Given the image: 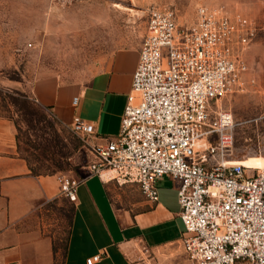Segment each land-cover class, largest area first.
Segmentation results:
<instances>
[{"label":"built area","instance_id":"2783aa9c","mask_svg":"<svg viewBox=\"0 0 264 264\" xmlns=\"http://www.w3.org/2000/svg\"><path fill=\"white\" fill-rule=\"evenodd\" d=\"M254 36L247 19L220 10L201 6L183 25L172 9L150 7L119 132L89 144L90 175L137 184L149 202L158 201L163 177L177 182L179 241L193 264H264V164L254 170L225 161L234 122L214 109L240 87L247 70L240 57ZM70 129L98 139L79 117ZM78 184L59 178L60 195L75 202Z\"/></svg>","mask_w":264,"mask_h":264},{"label":"rangeland","instance_id":"374dc122","mask_svg":"<svg viewBox=\"0 0 264 264\" xmlns=\"http://www.w3.org/2000/svg\"><path fill=\"white\" fill-rule=\"evenodd\" d=\"M201 6L241 16L254 28L255 36L240 57L247 67L241 85L214 109L231 114L234 122L225 161L259 169L264 162V0H77L64 7L50 0H0V117L15 126L17 154L40 176H55L58 186L59 178L81 179L93 160V141L42 108L32 96L33 85L84 83L106 69L118 52L138 50L150 7L170 8L180 24L190 25ZM135 58V52H125L123 74ZM71 212L59 193L39 213L41 228L59 252Z\"/></svg>","mask_w":264,"mask_h":264},{"label":"crops","instance_id":"0c3cea01","mask_svg":"<svg viewBox=\"0 0 264 264\" xmlns=\"http://www.w3.org/2000/svg\"><path fill=\"white\" fill-rule=\"evenodd\" d=\"M140 49V48H139ZM132 68L123 74L126 51L115 54L110 65L84 83L36 82L34 100L61 124L71 127L74 117L91 123L99 142L118 134ZM78 98L76 106L73 98ZM114 135V136H105ZM71 206L67 238L61 252L41 228L39 213L59 194L55 176H32L17 154L16 129L0 117V264H193L179 241L177 182L163 177L157 183L158 201L149 202L134 183L100 179L85 171Z\"/></svg>","mask_w":264,"mask_h":264},{"label":"trees","instance_id":"16d2710c","mask_svg":"<svg viewBox=\"0 0 264 264\" xmlns=\"http://www.w3.org/2000/svg\"><path fill=\"white\" fill-rule=\"evenodd\" d=\"M26 163H27V166L31 172V175L32 176H40L41 174L39 172H37V170L30 164L29 160H27L26 158H23Z\"/></svg>","mask_w":264,"mask_h":264},{"label":"bare ground","instance_id":"6f19581e","mask_svg":"<svg viewBox=\"0 0 264 264\" xmlns=\"http://www.w3.org/2000/svg\"><path fill=\"white\" fill-rule=\"evenodd\" d=\"M124 10H126V11H128V12H133V10H131V9H127V8H125ZM229 162V164H240V165H243V163H241V162H234L233 160H230V161H228ZM263 164H264V162L262 163V165L260 166V168H262L263 167ZM244 166V165H243ZM245 167V166H244ZM259 168V169H260Z\"/></svg>","mask_w":264,"mask_h":264}]
</instances>
